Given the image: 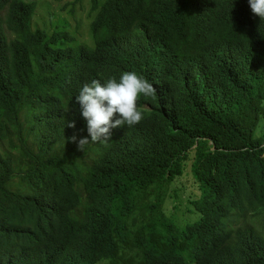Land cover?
Here are the masks:
<instances>
[{
  "label": "trees",
  "instance_id": "trees-1",
  "mask_svg": "<svg viewBox=\"0 0 264 264\" xmlns=\"http://www.w3.org/2000/svg\"><path fill=\"white\" fill-rule=\"evenodd\" d=\"M91 1L89 48L38 0H0V264H264V19L248 0ZM130 71L156 89L142 121L79 150L80 89ZM187 175L182 228L162 205Z\"/></svg>",
  "mask_w": 264,
  "mask_h": 264
},
{
  "label": "clouds",
  "instance_id": "clouds-1",
  "mask_svg": "<svg viewBox=\"0 0 264 264\" xmlns=\"http://www.w3.org/2000/svg\"><path fill=\"white\" fill-rule=\"evenodd\" d=\"M248 3L253 15L264 19V0H248ZM88 32L91 38V32ZM71 43V47L81 45L73 39L66 44ZM87 47L92 48L93 41L92 46ZM155 93V87L135 71L124 72L118 80L110 78L103 84L99 80L85 83L75 101L79 105L81 117L86 121L88 135L79 139L73 135L71 141L77 143L79 150L90 142L107 144L111 141L112 129L124 125L132 127L142 121L143 114L138 101L141 96L151 97ZM67 127L74 128L75 121H68Z\"/></svg>",
  "mask_w": 264,
  "mask_h": 264
},
{
  "label": "rangeland",
  "instance_id": "rangeland-1",
  "mask_svg": "<svg viewBox=\"0 0 264 264\" xmlns=\"http://www.w3.org/2000/svg\"><path fill=\"white\" fill-rule=\"evenodd\" d=\"M43 2V6L41 7ZM91 0H38L35 15L48 14L52 11L53 19L49 22L48 32L65 33L75 43L92 46L89 35V17L91 15ZM62 44V46H72ZM258 135V134H257ZM198 194L195 184L190 176H184L172 184L164 199L162 208L166 216L173 215L175 221L182 228L191 221L189 216H184L187 202ZM197 218L193 217L192 220Z\"/></svg>",
  "mask_w": 264,
  "mask_h": 264
}]
</instances>
